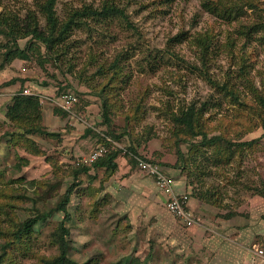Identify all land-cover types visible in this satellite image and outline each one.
Here are the masks:
<instances>
[{
  "label": "rangeland",
  "instance_id": "1",
  "mask_svg": "<svg viewBox=\"0 0 264 264\" xmlns=\"http://www.w3.org/2000/svg\"><path fill=\"white\" fill-rule=\"evenodd\" d=\"M253 1L258 8L245 0H59L60 20L106 3L125 9L129 20H85L64 44L48 50L32 36L23 38L35 19L45 32L37 0H0V15L21 31L15 41L10 28L0 26V67L11 65L30 82V96L50 116L64 111L57 104L62 94L79 99L74 114L41 120L52 137L15 141L7 134L15 130L12 124L0 125V256L6 241L1 233L9 236L39 210L50 212L73 187L69 255L80 264H264V197L258 193L264 189V0ZM254 24L259 29L247 34ZM202 35L212 41L205 59L196 43ZM18 49H28L29 58L7 62ZM100 67L109 72L103 75ZM110 79L113 104L106 123L99 93ZM217 83H228L238 100ZM13 95L3 96V114ZM191 104L205 109L208 138L221 136L233 148L255 143L229 160H217L213 146L196 151L202 136L181 134L173 121ZM99 146L121 151L110 176L87 161ZM136 158L187 185L194 226L168 211ZM63 219L56 212L39 222L0 264H38L57 256L52 234Z\"/></svg>",
  "mask_w": 264,
  "mask_h": 264
},
{
  "label": "trees",
  "instance_id": "2",
  "mask_svg": "<svg viewBox=\"0 0 264 264\" xmlns=\"http://www.w3.org/2000/svg\"><path fill=\"white\" fill-rule=\"evenodd\" d=\"M59 0H37L36 7L37 11L41 17L45 20V32L42 33L39 30V22L37 19L33 20L32 29L29 33H24L23 38L26 36H32L34 40L40 41L48 50H53L58 45L64 44L68 39L71 32L79 27H82L85 24V20L95 19V20H107L112 18H121L128 22V16L125 13V9L117 6L116 4L106 3L99 8L85 7L82 10H75L68 14L65 20H60L56 13V4ZM246 3L251 8H258L259 4L255 3L253 0H245ZM222 8H228L226 3L217 1L213 3ZM130 23V22H129ZM131 27L135 29L134 24L130 23ZM0 26H7L10 28L9 34L14 36L16 41L17 33L20 34L21 31L16 29V24H11L8 17L5 15H0ZM262 31L264 32V25L261 26ZM258 24H254L252 29H248L247 34H250L254 30H258ZM2 31L0 30V36ZM197 46L201 49L202 57L205 59L209 49L212 45V41L208 35L198 36L196 38ZM28 50V49H27ZM26 49L20 50L14 54L12 57L8 55L7 59L12 62L15 58L28 59V51ZM243 67V66H242ZM113 74H118V62L115 61L111 66ZM109 69L100 67L99 71L105 75L109 72ZM242 76H245V72L242 73ZM110 79L106 84L103 85L99 97L103 102V114L106 120V123L110 122L109 115L112 110L111 100H113L112 95L109 94L108 89H111L114 83V80ZM217 89L226 92L231 95L232 98L238 100V96L235 92L228 87V83L216 85ZM67 112L61 111L60 109H55V113ZM205 109L201 110L197 107L196 104H191L189 107L182 109L179 113L173 116V121L176 126L179 127V131L183 135L190 136V138H197L202 136V141L195 145L197 147L196 151L213 146L214 151L213 155L217 160H223L221 158H226L227 160L231 159L236 155L239 150H244L245 146H252L255 141L249 143H243L235 146L234 148L225 141L221 136H215L208 138L205 132L203 131V116ZM7 120L14 127V131L8 132V137L15 139V141L26 138L28 135H44L52 137L54 134L46 130L42 125V105L40 99L36 96L24 95L23 92H19L12 96L10 103L7 106L6 112ZM117 138V137H116ZM186 140V139H185ZM107 143V141L105 140ZM107 145V144H105ZM106 147V146H104ZM134 153L136 151L132 149ZM121 151L119 150H107V153L99 158L97 161L92 163L93 169H105L106 173L110 176L114 174L118 169V164L116 160L118 159ZM133 162L136 163L135 160ZM81 170L87 172L88 167L84 166ZM78 169V171H81ZM76 171L75 175H78L79 172ZM264 188V187H263ZM73 187L65 192L62 199L56 207H54L50 212H42L41 210L37 213L18 224L14 225V228L9 231V236H6V233H1L6 239L5 244L3 245V255L0 256V262L6 256L18 247L19 244L24 245V240L31 236L34 233L35 226L42 221L49 219L54 213L61 212L64 214V219L58 224L55 232L52 234L54 243L59 248V253L53 258H40L38 264H80L69 255L70 243L68 237L70 235L69 223L72 221V216L69 210V204L71 201V196L73 194ZM260 196L264 197V189H258ZM204 200H209V196L206 194H199L198 197H201ZM207 196V197H206ZM7 252V253H6ZM9 252V253H8ZM146 262V261H145ZM143 264H147V263Z\"/></svg>",
  "mask_w": 264,
  "mask_h": 264
},
{
  "label": "built area",
  "instance_id": "3",
  "mask_svg": "<svg viewBox=\"0 0 264 264\" xmlns=\"http://www.w3.org/2000/svg\"><path fill=\"white\" fill-rule=\"evenodd\" d=\"M24 94L32 95L29 90H25ZM57 102L62 110L68 114H74L79 104V99L74 93L67 92L62 94ZM106 153L107 149L104 146H99L90 154L87 161L89 164H92ZM136 162L141 171L154 178L157 190L166 197L165 205L168 211L176 219L184 223L186 227L194 226L196 224V219L189 207V194L179 193L177 190V183L158 164L142 158H136Z\"/></svg>",
  "mask_w": 264,
  "mask_h": 264
},
{
  "label": "crops",
  "instance_id": "4",
  "mask_svg": "<svg viewBox=\"0 0 264 264\" xmlns=\"http://www.w3.org/2000/svg\"><path fill=\"white\" fill-rule=\"evenodd\" d=\"M11 68H12L11 65H9V66L5 65V66L0 67V90L2 91V95L0 96V125L3 122L8 121L7 117H6V112L4 114L2 112L3 107H4L3 101L5 100V97L3 98V96L10 95L11 92L13 94L14 93L17 94L21 91L24 92L25 90H29V86H30V82H28V81L23 82L22 76L17 75L14 72V70H12ZM3 92L8 93V94H3ZM49 117H51L53 120H54V118L58 117L55 113V110H54V112L53 111L51 112V116L49 115L48 112L46 113V111H42V119L45 122V124H46L47 118H49ZM92 152H93V150H92ZM142 173L145 174L147 177H149L151 179V181L153 182V184L155 185V180L152 176L148 175L145 172H142ZM166 173H168L174 179V181L177 183V190L179 193L190 194L188 191L189 188L187 187V185L185 183H183V181L178 179L177 176H175L174 174L170 173V171H167ZM155 187H156V185H155ZM159 193L164 198V201H166V197L161 192H159ZM191 202L192 201H190L189 207L191 206ZM190 209H191V207H190Z\"/></svg>",
  "mask_w": 264,
  "mask_h": 264
}]
</instances>
